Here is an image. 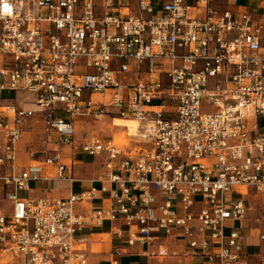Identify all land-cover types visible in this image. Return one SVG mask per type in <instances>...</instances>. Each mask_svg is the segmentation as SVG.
<instances>
[{
    "label": "built area",
    "instance_id": "2783aa9c",
    "mask_svg": "<svg viewBox=\"0 0 264 264\" xmlns=\"http://www.w3.org/2000/svg\"><path fill=\"white\" fill-rule=\"evenodd\" d=\"M226 6L0 0V93L26 92L36 106L0 101V203L10 204L0 207V264H88L76 235L105 222H120L112 235L144 258L250 264L237 224L249 194L264 192V22ZM35 114L54 149L26 147L24 164L18 144ZM90 114L130 117L135 141L89 135L78 149L102 162L92 186L32 196L38 181L80 183L63 148L73 145L70 119ZM165 239L184 251L170 253ZM125 254L113 248L107 264Z\"/></svg>",
    "mask_w": 264,
    "mask_h": 264
},
{
    "label": "crops",
    "instance_id": "0c3cea01",
    "mask_svg": "<svg viewBox=\"0 0 264 264\" xmlns=\"http://www.w3.org/2000/svg\"><path fill=\"white\" fill-rule=\"evenodd\" d=\"M227 3L226 8L232 9L240 7L239 5H231L230 3H234L237 1H242L243 7L250 10L253 14L260 18L261 21L264 22V0H224ZM250 4H255L254 6H250ZM221 8H225L224 2H221ZM23 98L21 102H18V98ZM15 98V99H14ZM6 99H11L14 102V105L18 108H22L25 110H34L30 108V106L24 107L23 105H28L24 103V101H32L33 98L30 94L22 91L12 92L9 90H4L0 93V101H4ZM121 126H123V122L125 121H118ZM122 128V127H121ZM129 132V131H128ZM104 138H111V137H104ZM26 146L23 145L20 141L18 144V157L19 162L22 163V154L25 153ZM53 150V149H52ZM51 150V151H52ZM49 151V150H47ZM92 159V158H91ZM97 160V159H92ZM100 162V166L96 173H90L79 176L75 171V164L73 166V176L77 180H80V183H76L71 187L64 183V182H44L38 181L35 183H31V195L32 196H47L52 199H62L66 198L71 192H74V186H77V192L80 190H87L92 185L90 180L96 178L101 173L102 162ZM253 194H249L247 198V204L250 206V209L246 212L244 219L239 222L237 225L242 229L243 233V251L248 256L250 264H264V241L260 240L259 235L264 230V228L253 227L252 223L255 220L251 219L250 214L253 211V204L248 202L252 196H257ZM4 203V202H3ZM10 205L8 202H6ZM93 204H91L92 206ZM94 205H99L94 203ZM90 206V205H89ZM88 207V205H87ZM78 210H83L82 207L78 206ZM120 222L108 223L105 222L101 226L92 228V229H84L77 233L76 239L77 241L85 237V250L87 253V260L88 264H107L109 259V254L115 247H124L126 249V254L120 258L121 264H200L201 259L198 258H191L185 256H170L166 259L159 260V259H150L141 257L138 254V247H126L123 238H117L112 235L113 228H120ZM170 253H180L184 251V244L178 242L174 239H165L161 242Z\"/></svg>",
    "mask_w": 264,
    "mask_h": 264
},
{
    "label": "rangeland",
    "instance_id": "374dc122",
    "mask_svg": "<svg viewBox=\"0 0 264 264\" xmlns=\"http://www.w3.org/2000/svg\"><path fill=\"white\" fill-rule=\"evenodd\" d=\"M244 2L237 1L234 3H230L231 5H239L243 7ZM255 4H250V6H254ZM160 65H155V70H160ZM163 67L167 68V64ZM1 80V79H0ZM15 99V98H14ZM23 98H18V102H21ZM84 99H88V95L84 94ZM99 100L98 96H93V101ZM6 103H12L14 105L13 100L6 99L4 100ZM24 103L32 104V101H24ZM31 108V107H30ZM34 109V108H33ZM123 119V118H122ZM120 117L117 115L110 114H99V115H85L83 117H76L74 119H70L73 122L75 135L73 137V145L71 147L63 148V157L64 162L69 163L70 160L75 164V171L79 176H84L90 173H96L100 166V162L97 160H92L84 155H81L78 149V146L91 134H96L101 137H111L114 140L118 139L120 144L129 145L131 142L135 141L134 138L127 137L132 136L131 129L129 127V123L123 122ZM127 119H131L128 117ZM121 120L123 122V126L118 122ZM30 127L25 129V132L22 136L21 143L26 147H30L34 152H40L42 150L51 151L54 149V145L52 143L53 137L48 135L45 132L44 124L39 117V114H35L33 120L28 122ZM122 127V128H121ZM130 129V130H129ZM129 131V132H128ZM75 148V149H74ZM22 162L24 164L29 163L28 156L23 153L22 154ZM73 191L76 193L77 186H74ZM23 196H29V193L23 192L21 193ZM248 202L253 204V211L250 214L251 219L255 220L252 223V226L255 228H264V192L259 193L257 196H252L248 199ZM0 207L9 208V205L6 202L0 203Z\"/></svg>",
    "mask_w": 264,
    "mask_h": 264
},
{
    "label": "bare ground",
    "instance_id": "6f19581e",
    "mask_svg": "<svg viewBox=\"0 0 264 264\" xmlns=\"http://www.w3.org/2000/svg\"><path fill=\"white\" fill-rule=\"evenodd\" d=\"M24 107H27V106H30L31 108H34L36 109V106L33 105V104H28V105H23ZM122 119V118H121ZM123 121L129 123V127L131 129V134L132 136L135 135L137 132H136V127H137V123L133 120V119H122ZM129 129V130H130ZM118 139H115L114 141L116 143H120V141H117ZM123 145V144H122ZM242 192H244V190H242Z\"/></svg>",
    "mask_w": 264,
    "mask_h": 264
},
{
    "label": "snow or ice",
    "instance_id": "6c2138e0",
    "mask_svg": "<svg viewBox=\"0 0 264 264\" xmlns=\"http://www.w3.org/2000/svg\"><path fill=\"white\" fill-rule=\"evenodd\" d=\"M4 10L8 11V6L7 5H4Z\"/></svg>",
    "mask_w": 264,
    "mask_h": 264
}]
</instances>
